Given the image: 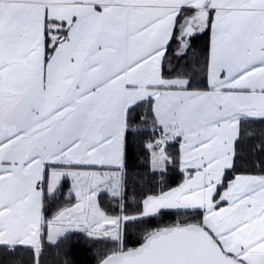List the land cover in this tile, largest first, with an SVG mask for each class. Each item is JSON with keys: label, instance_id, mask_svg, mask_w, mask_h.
Listing matches in <instances>:
<instances>
[{"label": "snow or ice", "instance_id": "obj_1", "mask_svg": "<svg viewBox=\"0 0 264 264\" xmlns=\"http://www.w3.org/2000/svg\"><path fill=\"white\" fill-rule=\"evenodd\" d=\"M0 264H264V0H0Z\"/></svg>", "mask_w": 264, "mask_h": 264}]
</instances>
